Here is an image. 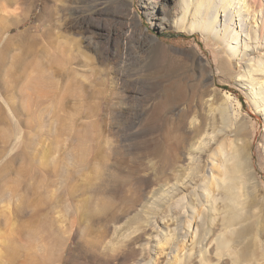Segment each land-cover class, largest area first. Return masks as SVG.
Wrapping results in <instances>:
<instances>
[{
  "label": "rangeland",
  "instance_id": "rangeland-1",
  "mask_svg": "<svg viewBox=\"0 0 264 264\" xmlns=\"http://www.w3.org/2000/svg\"><path fill=\"white\" fill-rule=\"evenodd\" d=\"M149 1L0 0V264H264V0ZM189 105L232 182L160 179Z\"/></svg>",
  "mask_w": 264,
  "mask_h": 264
},
{
  "label": "bare ground",
  "instance_id": "bare-ground-1",
  "mask_svg": "<svg viewBox=\"0 0 264 264\" xmlns=\"http://www.w3.org/2000/svg\"><path fill=\"white\" fill-rule=\"evenodd\" d=\"M169 1L175 3L174 2L175 0H150L148 2L150 4L149 9L153 14H163V13H165V6L169 3ZM190 2H191V0H182L183 8H182L181 14L187 13V11L189 10ZM142 5H145V4H142ZM145 6H147V5H145ZM94 11L97 15H101L102 12L103 13L107 12V11H109V9L104 8V6L103 7L97 6L94 9ZM131 12H132V14H134L137 17V13L133 9L131 10ZM161 22L165 23V24H169L167 21H164V20H162ZM104 24L105 23H103L102 20L99 18L94 19V20L84 18L82 20L81 29L83 30L84 35L93 34V35L99 36V35H102V33L105 29ZM202 36L205 37V35H202ZM90 38H91V36H85V39H90ZM151 39L154 43H160V40L154 36H151ZM142 48L144 50H147L148 46H145V43H144L142 45ZM231 48H232V46L229 45V49H231ZM144 52H146V51H144ZM243 53L244 54L242 55V58L243 57L245 58L246 55H248V54L247 53L245 54V52H243ZM194 59L198 60V62L200 60L199 58H195V57H194ZM245 61H246V67H247L248 66L247 62L250 61V57L246 58ZM192 64L194 65V67H196V64L194 63V61H192ZM199 67H200L199 71L201 72V75H203V77H205L208 80H213L214 75H213V72H212L211 67L209 65V62L204 61V62L199 64ZM194 70L195 71H193V70L192 71L196 72L195 68H194ZM259 72H260V74H263V77H264V59H263V57L260 59V62H258V69H257V67L256 68L254 67L251 69V73H253V74L257 75V74H259ZM117 76L114 75L112 77V80L114 81L115 79H117L116 78ZM238 80L241 81L242 84H245L244 83L245 81H247V82L250 81V77H248V75L247 76L243 75L240 78H238ZM140 83H141L140 84L141 90L143 89V91H144L145 89H148L147 98L149 99V101H151V98H152L151 94L156 89L155 87L158 83V80H151L150 82H145L143 80V82H140ZM151 103H152V101H151ZM151 103H149V104H151ZM153 104H154V101H153ZM146 105H148V103ZM151 106H152V104H151ZM187 107H188L187 110L186 111L184 110L185 112L182 113V119H181V121H182V137H181V139H178V137L175 136L177 138V140L174 141V143L172 145L169 146L168 142H167L165 148H164V145H165L164 144L163 149L160 148L162 150L157 151L159 158L163 161V164H164L159 169V172H158L160 175V179L161 178L166 179L167 177H169V179H171V178H174V176L178 175L179 173H180V175L183 174V172H181L183 167L188 165L189 163L191 164V162L193 163V161L197 160L201 163L200 164L201 168L199 170L200 173H198L197 175H194L192 177V179H194L196 181H199L200 179H202V181H206L209 178L210 179L217 178V181H218V179L222 181V180L228 178L232 182L233 179H236V173L241 168V165H242L241 161H244V160L248 161V159L250 157V152L246 151V153H245V152L241 151L239 154L240 160H237V156H235V154L232 155L229 159L231 161V164H229L227 162V160H225V161H223V163H225V166H224L223 163L219 162L217 160V158H215L217 155V152L223 150L222 145H220L219 148H217L216 150L209 147L211 140L209 139V134L206 132V126L202 122H195L192 118H189V115H190L189 112H190L192 106L189 105ZM150 108H152V107H150ZM191 112H192V110H191ZM165 142H163V143H165ZM161 144H162V142H161ZM246 145H247V143H246ZM246 147L248 148V145ZM181 162H182V164H181ZM207 162H210L209 174L206 173ZM195 176H196V178H195ZM190 184H191V187L194 188L193 187L194 185H192V182H190ZM163 185H164V183L161 184L160 187L162 188ZM215 185H217V187L219 186V184H215ZM183 186L185 187V190L188 193L191 192L190 185H189V183H187V181L184 183ZM95 187H94V185H90L87 188H89V190L91 191V190H94ZM213 188L214 187L210 186L209 191L212 190V192H214ZM104 207L105 206H103V205H97V206H95L94 210L97 212V214H101V213H104V211H105ZM52 208H55V207L52 206ZM175 218H176V216H171V218L169 219L170 223H174ZM190 222H191L190 220H187V223H188L187 227H189ZM194 222H195V220H194ZM184 228H185V225H184ZM246 233L247 232L244 229L243 230V237L244 238H247ZM179 234L181 236H184V237H186L188 235L187 230L183 231V227H182V231L179 232ZM220 242H221L220 245L224 244L223 241H220ZM97 243H98V241H96V240L89 241V244L93 250L95 247H97V245H96ZM169 251H170V249H169Z\"/></svg>",
  "mask_w": 264,
  "mask_h": 264
},
{
  "label": "snow or ice",
  "instance_id": "snow-or-ice-1",
  "mask_svg": "<svg viewBox=\"0 0 264 264\" xmlns=\"http://www.w3.org/2000/svg\"><path fill=\"white\" fill-rule=\"evenodd\" d=\"M0 87H2V85H0ZM209 210L211 211V208Z\"/></svg>",
  "mask_w": 264,
  "mask_h": 264
},
{
  "label": "trees",
  "instance_id": "trees-1",
  "mask_svg": "<svg viewBox=\"0 0 264 264\" xmlns=\"http://www.w3.org/2000/svg\"><path fill=\"white\" fill-rule=\"evenodd\" d=\"M182 35V34H181Z\"/></svg>",
  "mask_w": 264,
  "mask_h": 264
}]
</instances>
